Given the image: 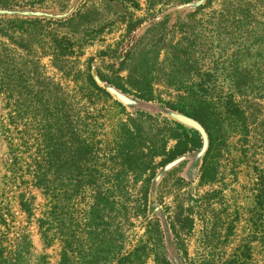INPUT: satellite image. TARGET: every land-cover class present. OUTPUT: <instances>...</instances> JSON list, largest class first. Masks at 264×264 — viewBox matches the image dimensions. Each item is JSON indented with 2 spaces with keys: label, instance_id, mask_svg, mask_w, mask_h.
Returning <instances> with one entry per match:
<instances>
[{
  "label": "rangeland",
  "instance_id": "rangeland-1",
  "mask_svg": "<svg viewBox=\"0 0 264 264\" xmlns=\"http://www.w3.org/2000/svg\"><path fill=\"white\" fill-rule=\"evenodd\" d=\"M3 59L0 264H264V0H0Z\"/></svg>",
  "mask_w": 264,
  "mask_h": 264
},
{
  "label": "trees",
  "instance_id": "trees-1",
  "mask_svg": "<svg viewBox=\"0 0 264 264\" xmlns=\"http://www.w3.org/2000/svg\"><path fill=\"white\" fill-rule=\"evenodd\" d=\"M9 50V49H8ZM173 56L177 59L176 61L181 64V66L183 68H186V63L190 62L189 61V57L181 54H178L175 50L173 52ZM4 61L0 60L1 64H4L5 62L8 63L5 59H3ZM2 68H4L1 71L2 75L7 76V72L9 70V66H3ZM18 70V69H17ZM19 73H14L13 75L16 76ZM15 78V77H14ZM13 78V79H14ZM97 87V86H96ZM98 88V87H97ZM139 97L143 98V99H147V100H151L153 99L152 97V92L150 91V89L146 90L145 92H141L139 93ZM17 102H21L17 99L14 100V107L15 110L17 111V113L19 114L20 111L22 110V104H19ZM205 101H197V103L192 104L189 110H186L187 112H189V115L191 117H193V119L200 124L206 135H207V139H208V145L207 148L203 154V161H202V167H201V176L202 178L204 176H206L207 174H209V172L212 170V157L216 154L218 147V121L217 119H215V117H213L212 112H210L209 109V105L205 104ZM172 107H174L173 105H171ZM237 106V105H236ZM173 140H174V144L172 145V147L168 150V151H163L164 153V157L163 159H161L159 161V165H165L166 163H169L171 161H173L174 159L188 153V152H192L194 149L201 147L202 142H201V137L198 135V133H192L189 130H175L172 134H171ZM52 147V146H50ZM86 148H82L80 146L76 147V151L77 154L81 153V150H84ZM149 150L151 152V154H155L158 153L157 152V148L150 146ZM48 165H52V164H43V166H48ZM77 168H79V165H76ZM49 179H41V181L39 180L41 187H48L50 188V186L48 185L49 183ZM37 181V183H39ZM72 185H76V186H81L82 182L81 180H75L74 183H67L66 186H72ZM50 189H54V188H50ZM1 243L3 242V239H0ZM167 264H169L167 262Z\"/></svg>",
  "mask_w": 264,
  "mask_h": 264
},
{
  "label": "water",
  "instance_id": "water-1",
  "mask_svg": "<svg viewBox=\"0 0 264 264\" xmlns=\"http://www.w3.org/2000/svg\"><path fill=\"white\" fill-rule=\"evenodd\" d=\"M109 89H111V88H109ZM112 90V89H111ZM113 91V90H112ZM119 97H121V98H123V99H126V98H124L122 95H119ZM126 100H128V99H126ZM179 117V119L181 120V121H183V122H185V123H187V124H189V125H192V126H194L196 129H198L199 130V132L201 133V135H202V137H203V139H204V148H203V150L205 149L206 150V148H207V145H208V141H207V135H206V133H205V131H204V129H203V127L200 125V124H198L197 122H194V121H192V120H190V119H185L184 117H182V116H178Z\"/></svg>",
  "mask_w": 264,
  "mask_h": 264
}]
</instances>
